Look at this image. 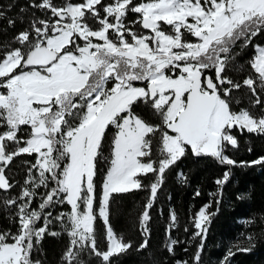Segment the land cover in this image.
Returning a JSON list of instances; mask_svg holds the SVG:
<instances>
[{"label": "snow or ice", "instance_id": "obj_1", "mask_svg": "<svg viewBox=\"0 0 264 264\" xmlns=\"http://www.w3.org/2000/svg\"><path fill=\"white\" fill-rule=\"evenodd\" d=\"M29 7L48 18H33L30 30L13 38L19 46L6 44L8 50L0 54V128L4 129L0 192L10 193L15 187L7 174L14 160L35 156L34 163L22 161L28 168L19 194L3 201L6 207H15L19 227L14 234L0 233V264H41L32 253L46 236H61L49 227L54 221L68 237L62 264H86V253L101 264H112V257L132 247L111 226L113 194L141 190L138 177L155 174L140 216L141 229L147 233L149 210L165 173L189 149L196 158L236 166L237 161L225 154L229 147L239 146L233 130L264 136V47L257 45L250 60L255 75L241 83L225 74L234 60L233 45L242 41L247 48L264 32V0H66L59 7L53 0H31ZM129 13L137 14L131 26L126 22ZM8 23L11 27L15 21ZM136 24L149 34L135 31ZM186 34L196 42L188 41ZM241 88H247L252 107L259 106L262 114L233 110V103H240L233 92ZM139 104L160 123L138 115L134 107ZM110 126L116 132L97 208V162ZM20 133L27 138L21 139ZM154 141L157 159H153ZM251 163L264 165V157ZM229 176L225 171L216 184L222 187ZM180 178L184 179L182 173ZM42 188L47 191L41 194ZM38 195L41 199L33 208ZM58 204L69 205L70 211L53 216L49 209ZM208 207L193 220L197 229L193 238L201 237L196 264L206 224L214 215L207 213ZM98 219L104 225V251L97 242ZM176 219L172 213L169 230ZM177 243L169 237L167 250L172 253ZM147 246L145 239L139 248Z\"/></svg>", "mask_w": 264, "mask_h": 264}, {"label": "trees", "instance_id": "obj_2", "mask_svg": "<svg viewBox=\"0 0 264 264\" xmlns=\"http://www.w3.org/2000/svg\"><path fill=\"white\" fill-rule=\"evenodd\" d=\"M30 2L31 0H0V13H3L0 17V54L8 50L4 47L6 44L19 46L12 43L13 38L25 29L30 30L33 18H48L45 13L30 8ZM65 2L66 0H53L58 7ZM70 2L81 3L83 0ZM104 2L111 3L112 0ZM21 9L25 11L22 12ZM136 18L137 14L129 13L126 22L131 26ZM9 20L15 21L14 26H9ZM134 30L148 31L139 24L134 25ZM241 43L237 41L233 45L230 55L234 60L230 62L225 74L242 83L245 77L254 75L250 60L254 56L255 47L264 46V32L253 37L247 48ZM137 84L142 85L140 82ZM108 87H111V83ZM233 95L240 98L239 104L232 105L234 111L247 108L253 115L262 114L259 106L252 107L251 94L247 88H241L239 92L234 90ZM134 111L149 123H160V118L143 104L135 106ZM3 130L0 128V131ZM115 132L116 129L110 126L103 142L102 157L97 162L96 205L101 185L110 167L111 142ZM233 134L237 137L239 146L237 149L229 147L225 154L237 161L236 166L221 165L208 157L196 158L189 149L187 155L165 173L163 184L149 210L151 219L147 224V233L141 229L140 216L149 198V186L154 182L155 174L138 177L144 186L141 190L113 194L109 210L111 226L115 234L122 236L125 242H131L132 247L126 253L112 257V264H196L194 257L201 244V237L193 238L197 231L193 220L205 205H209L208 213L214 215L209 216L210 222L206 224L207 233L203 237L199 264H264V165L251 163L264 157V136L246 131L241 134L238 129H234ZM20 136L21 139L27 138L26 133H20ZM157 148L158 144L154 141L153 159H157ZM25 160L34 163L35 156L16 158L7 171L10 182L15 187L10 193L0 192V233L14 234L19 227L15 207L8 208L3 201L19 194L27 176L28 165L22 163ZM225 171L230 172V176L221 187L216 184V180L222 179ZM181 173L184 179L180 178ZM45 191L47 190H38L41 194ZM40 199L41 196L38 195L33 208L37 207ZM49 210L55 216L60 212L68 213L70 206L58 204ZM172 213L176 215V225L169 230ZM41 225L42 221L37 227ZM49 227L52 231L61 232V236H46L38 250L33 251L32 259L40 260L41 264H62L61 257L68 246L67 234L62 232L58 222L54 221ZM95 227L98 247L104 251L107 242L104 239L102 221L98 219ZM169 237L178 241L172 253L167 250ZM145 239L148 240V246L140 250L139 246ZM229 252L232 254L229 255ZM83 259L86 264H101L99 258L87 253Z\"/></svg>", "mask_w": 264, "mask_h": 264}, {"label": "rangeland", "instance_id": "obj_3", "mask_svg": "<svg viewBox=\"0 0 264 264\" xmlns=\"http://www.w3.org/2000/svg\"><path fill=\"white\" fill-rule=\"evenodd\" d=\"M140 2H142V0H138L137 2H135V3H140ZM143 2H146V0H143ZM89 24L90 25H92L94 28L95 27H98V25H96V24H94V22L93 21H89ZM164 27V30L165 31H170V28H169V26H167V25H164L163 26ZM138 33H143V34H149V32L148 31H146V32H144L143 30H136ZM186 39L188 40V41H190V42H196V38L195 37H192V36H190V35H187L186 34ZM242 42V41H241ZM82 43V42H81ZM242 44V43H241ZM261 47H264V46H261ZM255 54V53H254ZM255 75V74H254ZM109 83H111V86H112V82H109ZM135 83V85L136 86H142V85H139V84H137V82H134ZM106 176V175H105ZM102 186V185H101ZM43 189V188H42ZM100 193H101V189H100ZM99 196H100V194H99ZM98 203H99V198H98ZM96 207L98 208V205H96ZM206 211H207V213H208V210L206 209Z\"/></svg>", "mask_w": 264, "mask_h": 264}, {"label": "flooded vegetation", "instance_id": "obj_4", "mask_svg": "<svg viewBox=\"0 0 264 264\" xmlns=\"http://www.w3.org/2000/svg\"><path fill=\"white\" fill-rule=\"evenodd\" d=\"M208 74H209V75H212L213 77H214V75H215L214 71H210V72H208Z\"/></svg>", "mask_w": 264, "mask_h": 264}]
</instances>
